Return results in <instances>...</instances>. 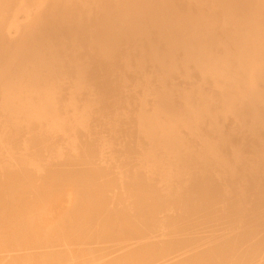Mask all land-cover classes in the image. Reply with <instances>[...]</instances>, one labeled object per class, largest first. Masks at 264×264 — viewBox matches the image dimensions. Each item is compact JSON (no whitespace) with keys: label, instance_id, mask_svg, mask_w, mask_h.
<instances>
[{"label":"bare ground","instance_id":"bare-ground-1","mask_svg":"<svg viewBox=\"0 0 264 264\" xmlns=\"http://www.w3.org/2000/svg\"><path fill=\"white\" fill-rule=\"evenodd\" d=\"M0 264H264V0H0Z\"/></svg>","mask_w":264,"mask_h":264}]
</instances>
